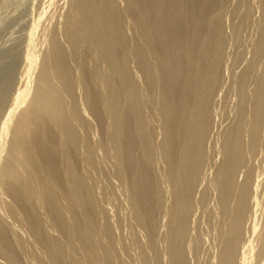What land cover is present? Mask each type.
Returning <instances> with one entry per match:
<instances>
[{
    "label": "bare ground",
    "instance_id": "6f19581e",
    "mask_svg": "<svg viewBox=\"0 0 264 264\" xmlns=\"http://www.w3.org/2000/svg\"><path fill=\"white\" fill-rule=\"evenodd\" d=\"M229 1L63 0L48 29L49 0L31 20L0 98V264H264V0L230 9L234 117L208 155Z\"/></svg>",
    "mask_w": 264,
    "mask_h": 264
},
{
    "label": "rangeland",
    "instance_id": "374dc122",
    "mask_svg": "<svg viewBox=\"0 0 264 264\" xmlns=\"http://www.w3.org/2000/svg\"><path fill=\"white\" fill-rule=\"evenodd\" d=\"M44 1H45V3L43 2V0H35V1L34 0H0V80H1L0 81V98H3L5 101H6V98H8V95H10L11 92L13 93V91L17 87L16 81L20 78V76L18 74H19V70L21 69L22 63H23V61H22V56H23L22 53L24 54V51H25V49H24V47H25V40H26L27 33H28L29 29H30V24L32 22L31 20H33L35 17H37L39 13H41L42 11H44L43 9L47 6L45 4H48L49 3V0H44ZM50 1L51 2L49 4V6L46 7V13H45V15L48 12H49V14L52 13L51 15L53 16V18H51V20L49 21V25L47 26L48 29H50L52 27V25L54 24V22H55L54 16L56 14H58V12H59L58 9L56 11L55 4H61V3H63V0H50ZM234 1H236V0H230L229 1L230 3H228V7L226 9L227 11L225 10V14L226 13H229V16H228V14L226 16H225V14H223V18H222L223 19L224 30H225V33H226L225 35L227 36V38L229 40V41H227L228 42L227 48L228 47L230 48V49L228 48L229 54H228V52L226 50L227 48L225 49L226 50L225 51V56L227 57V59H229V57L230 56L232 57L233 55L235 57L234 47H233L232 42H231L232 40L230 41V39H232L231 38L232 35H231V32H230L231 31L230 29H232V24L234 23V17H233L232 12H231L232 11V7H234ZM41 3L42 4L44 3V4L42 5ZM37 5L38 6H41V8L38 7ZM51 6H53L54 8L51 7ZM230 9H231V11H230ZM37 11H39V12H37ZM44 16H43V18H44ZM226 21H227V23L229 25L226 23ZM250 31H252V28L250 29ZM251 33L252 32H250L249 34H247L246 37L248 38L249 35H251ZM227 59H225V61L227 62L226 65H225V67L226 66L227 67H226V70H225V67H224V70H223V76L224 77H223V85H222L223 87L226 88V90L224 91V89H222V92L223 91L224 92L223 93L219 92L220 93V96L218 94L217 95L218 97H216V98H219V99H216L215 98L217 100V102L215 100V103H214V105L215 104L217 105V106H215V108L217 107L216 109H218V111L216 109L215 110H216V114L218 115L219 119L218 118H215L217 116L214 115L215 117H213V120H215V121L213 122L214 124H213V127H212V130L211 131L212 132L214 130H216V131H214L213 134L210 133L211 134V135H209V137L211 138L210 140H209V138H207V145L209 147V148L208 147L207 148L208 149H211V150H208V149L207 150H208V155L210 156V160L211 161L213 160L212 163L213 162H217L218 161V158H219V156H218L219 155L218 150H216V148L218 149V144H216V143H219L220 142L221 139H219V138L222 137L221 134H223V132L225 131V129H226L225 127L229 124L228 122H230L233 119V117H234V116L232 117V113L230 114V112H231L230 110L232 108L231 106L234 105L233 102H235V98L233 97L234 98L233 99L232 98V95L230 96L231 98L230 97L228 98V96L226 94L228 92L227 91L228 88H229L228 86H229V84L231 82V78H232V75H231L232 71L231 70H232V68L234 66L232 67L231 64L234 62V58L233 57L231 58V59H233L232 62H230V59H229V61ZM229 62H230V66L232 67L231 70H230V66L228 67ZM228 74L230 76H227V78H226V75H228ZM228 78H229L230 81L228 80ZM226 82H229V84L228 83L225 84ZM14 87H15V89H14ZM224 94H226V96ZM222 99L223 100L224 99L225 100L228 99V100L227 101H222ZM219 102H221V104ZM222 102L225 103V104H227V106H225V104L223 106L222 105L223 104ZM230 103H231V105H230ZM228 106L230 108H228ZM221 107L222 108L224 107V109L223 110L220 109ZM219 111H221V114H219L220 113ZM226 112L227 113L229 112V113L226 114ZM228 116H229V120H225V119L228 118ZM220 119L221 120L224 119V120L221 121ZM219 120H220L221 123L218 122ZM215 125H216V127H215ZM222 125L224 127H222ZM218 127L220 129H222L221 130L222 132L220 131V129H217ZM218 133H219V135H218ZM214 134H216V135L214 136ZM216 136L219 137L218 138L219 142L217 141V137ZM212 137L213 138L216 137V139L213 140ZM210 142L212 144L209 145L208 143H210ZM211 146L213 148H211ZM214 147H215V149H214ZM211 151L215 155L218 154V155H216L217 156L216 157V160H214L215 157H214V159H212L214 154L211 157V153H212ZM215 151L217 153H215ZM262 156L264 157V155H262ZM263 157L258 161V164L259 163H262V161H263L262 164L264 166V159H263ZM198 212H199V209L197 210L196 213H198ZM201 225L202 226H200L198 228V230L196 231V233H198V231H200V229H201L202 234H203L204 230H206V227H204V224H201ZM202 250L203 251L201 252V256H203V259H205L206 258L205 256H207L206 252H209L210 253V251H211V253H213L212 245L209 246L208 243H207V241H206L205 244L203 243ZM202 253H205L206 255L205 254H202ZM209 253H208V256L210 255Z\"/></svg>",
    "mask_w": 264,
    "mask_h": 264
}]
</instances>
